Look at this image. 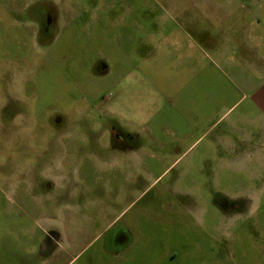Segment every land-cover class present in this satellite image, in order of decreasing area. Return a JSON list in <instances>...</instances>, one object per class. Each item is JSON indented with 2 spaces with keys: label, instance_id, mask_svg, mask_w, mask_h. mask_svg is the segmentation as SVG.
Instances as JSON below:
<instances>
[{
  "label": "rangeland",
  "instance_id": "rangeland-1",
  "mask_svg": "<svg viewBox=\"0 0 264 264\" xmlns=\"http://www.w3.org/2000/svg\"><path fill=\"white\" fill-rule=\"evenodd\" d=\"M167 2L0 0L1 72L18 99L7 109L0 102V264H63L66 255L70 264H264V181L257 167L223 165L233 154L210 144L229 135L225 123L190 150L148 149L150 168L114 166L104 146L112 120L93 107L115 95L129 65L151 63L141 71L158 90L181 78L172 51L143 58L151 49L146 34L173 25ZM45 10L58 18L49 33L41 29ZM210 70L200 77L212 82L201 89L219 94L222 74ZM140 99L139 115L156 109L154 100ZM166 121H151L156 137L168 138ZM167 156L180 157L179 166L152 183L147 171L163 173L155 159ZM208 161L214 166L196 165ZM191 167L181 193L172 181ZM231 196L246 197L251 209L230 218ZM121 227L131 241L122 248L113 240ZM50 232L59 239L56 262L42 252L52 246Z\"/></svg>",
  "mask_w": 264,
  "mask_h": 264
},
{
  "label": "crops",
  "instance_id": "crops-1",
  "mask_svg": "<svg viewBox=\"0 0 264 264\" xmlns=\"http://www.w3.org/2000/svg\"><path fill=\"white\" fill-rule=\"evenodd\" d=\"M162 7L166 12L173 11L174 14L169 15L173 18L165 17L173 25L146 34V43L151 49L143 58L172 51L176 66L182 72L181 78L158 90L141 71L150 69L151 63L131 64L124 79L114 84L115 95L104 98L101 106L94 105L93 108L100 109L112 124L124 126L137 136L139 145L128 157L133 168L152 167L145 155L150 148L190 150L199 145L206 133L225 123L229 135H216L210 145L233 154L230 162L223 161L224 166L257 167L261 171L257 176L263 182L264 0H209L202 4L193 1L186 5L168 0ZM158 22L163 23L162 20ZM216 60L222 64H217ZM102 64L99 72L105 74L108 67L105 62ZM211 68L220 71L222 83L219 94L216 91L212 94L210 90L207 95L201 87H209L212 81L201 79L200 75L207 76ZM136 97L154 100L156 109L139 115L135 109ZM247 99L248 103L243 104ZM165 108H168L166 115L162 113ZM158 115L167 120L162 122L166 127V139L156 137L155 129L151 128V121ZM202 127L206 128L201 130ZM201 131L204 132L202 135ZM232 134L237 138L233 139ZM149 156L153 158L151 154ZM179 160L180 157L173 156L155 159L158 166L167 168L156 176L147 171L149 179L156 182L169 168L178 166ZM112 164L122 166L121 162ZM111 222L107 223V228ZM58 242L59 239H53L49 249L45 244L42 246L48 261H57L54 254L59 249ZM66 258L63 264H70L74 259L69 255Z\"/></svg>",
  "mask_w": 264,
  "mask_h": 264
},
{
  "label": "flooded vegetation",
  "instance_id": "flooded-vegetation-1",
  "mask_svg": "<svg viewBox=\"0 0 264 264\" xmlns=\"http://www.w3.org/2000/svg\"><path fill=\"white\" fill-rule=\"evenodd\" d=\"M42 17L44 19L41 21V29L45 33H49L50 29L52 27H54V25L56 23V19H58L57 16L55 15V11H51V10L46 11L45 10L42 13ZM102 65L103 64L100 63L98 70H100L102 68ZM2 66H3V63H0V102H1L3 109H7L8 107H12L11 105L14 104L15 102H18V99L16 98L17 94H15V91H13L10 88L12 86V84H11V80H10V82L8 80L9 76H6L5 74H3L1 72L2 70H5V69H3ZM11 76L12 75H10V77ZM57 114H59V113H57ZM53 118H54L55 124H60L62 121V118L59 115L55 114ZM108 133H109V135H108V142L109 143H107L108 144L107 146L106 145H104V146L110 147L109 151L113 152V154H114L113 157L111 158L112 163L121 162L122 163L121 167H123V166L132 167L130 165L128 157L130 155H132V153H134L135 149L139 145L137 136L135 134L131 133L129 130H127L126 127L121 126L119 124H115V123L110 125V130ZM118 154L121 156V158H117L116 155H118ZM213 163L214 162L210 163V161H208L207 164H203V165L196 164V165L201 166V167H206V166L213 167L214 166ZM193 168L194 167H191V169H188V168L180 169L178 171V174L175 177V180H173L172 183H177V184L181 185V187H182L184 179L193 176V171H192ZM211 175H212V173H211ZM156 182H154V183H156ZM181 189L183 190V191H181V193L185 192V189H183V187ZM169 191H171L172 193H177V192H174L172 189H169ZM230 202L232 204V207H229L228 209H224V211H225L224 214H226L230 218L232 216L236 215L237 213H242L243 211L247 212V211H249V209H251L250 208L251 206L249 205L247 198L244 196H239L238 198L237 197L234 198L231 196ZM116 220L112 221L109 224L108 228L111 225H113V223H115ZM128 233H129L128 229H125L123 227L119 228L118 232L113 237V240L118 245V247L122 248L125 245L130 244L131 241H130ZM51 234H52V232L49 233L48 242L53 241V239H58L56 234H54V235H51Z\"/></svg>",
  "mask_w": 264,
  "mask_h": 264
}]
</instances>
